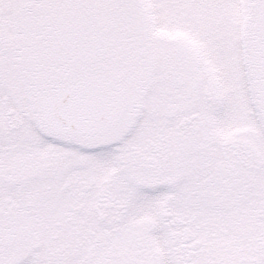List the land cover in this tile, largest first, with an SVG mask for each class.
Listing matches in <instances>:
<instances>
[{
  "label": "snow or ice",
  "instance_id": "1",
  "mask_svg": "<svg viewBox=\"0 0 264 264\" xmlns=\"http://www.w3.org/2000/svg\"><path fill=\"white\" fill-rule=\"evenodd\" d=\"M0 264H264V0H0Z\"/></svg>",
  "mask_w": 264,
  "mask_h": 264
}]
</instances>
